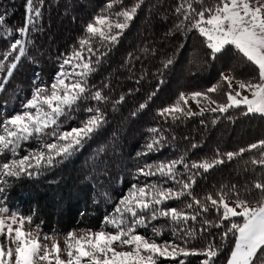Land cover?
Masks as SVG:
<instances>
[{
  "label": "trees",
  "instance_id": "obj_1",
  "mask_svg": "<svg viewBox=\"0 0 264 264\" xmlns=\"http://www.w3.org/2000/svg\"><path fill=\"white\" fill-rule=\"evenodd\" d=\"M217 2L200 0L195 6L211 7ZM135 4L140 7L117 43L105 45L98 37L91 41L95 55L89 58L96 70L88 78L89 87L93 92L101 91L106 99L81 103L70 119L65 122L61 118L62 130L79 126L86 118L84 109L96 104L105 114L104 126L79 151L54 167L31 176L8 178L5 192L0 194L6 196L11 210L31 216L28 224L35 228L39 225L37 229L42 234L62 235L74 229L101 228L104 217L113 213L116 202L136 183L137 168L145 164L181 156L188 163L211 162L218 158L217 150L221 154L237 152L264 139V116L245 115L244 107L232 108L223 115L205 111L203 116L180 120L159 115L160 109L176 103L181 92L204 91L212 85H218L212 98L225 102L228 89L221 81V73L227 72L237 82L256 76L254 66L235 49L228 47L216 59H211L204 39L197 32H177L174 25L178 17L174 10L178 0H143L142 3L141 0H115V3L113 0H42L41 16L29 26L25 55L0 90V120L22 110V103L30 97L36 83L53 82L63 57L78 50V41L87 36V23L94 22L99 14L123 22L116 13ZM26 9L27 0H0V16L4 17L0 27V59L17 38L16 29L25 26L29 15ZM9 29L11 36H7ZM96 57H100L99 64H95ZM168 60L172 63L165 68ZM6 75V67L0 68V79ZM121 97L124 99L119 102ZM141 104L145 107L141 108ZM152 128L164 130L165 145L159 152L138 158L137 154L145 152L146 144L152 140L149 131ZM39 147L35 140L21 142L16 158ZM254 157L259 158V150L245 152L232 161L225 157V163L207 173L199 170L201 174L193 185V195L203 199L208 194L214 198L224 194L225 200L235 202L233 193H237L256 206L257 201L264 199V193L253 185L264 183V166L253 165ZM12 158L11 153L0 155V161ZM179 171L183 172V168ZM188 202L190 197H182L180 201H168L166 206L190 214L197 211L187 209ZM204 218L218 222L214 210ZM186 224L195 233L188 238L187 247L198 250L206 247L211 237L202 235L200 218ZM175 229L169 218L159 217L137 231L155 242L185 246L173 236ZM106 230L112 231V228L107 226ZM208 231L215 234L217 245L222 244L224 249L230 247L229 241L220 240L223 229L209 228ZM225 255L227 252L215 264H225ZM201 259L189 256L185 264H201ZM159 261L173 262L164 258Z\"/></svg>",
  "mask_w": 264,
  "mask_h": 264
},
{
  "label": "snow or ice",
  "instance_id": "obj_2",
  "mask_svg": "<svg viewBox=\"0 0 264 264\" xmlns=\"http://www.w3.org/2000/svg\"><path fill=\"white\" fill-rule=\"evenodd\" d=\"M41 3L42 0H27L26 12L29 15L25 26L16 29L17 38L4 51L3 59H0V68L7 69V75L0 79V90H3L7 79L25 55L26 37L31 31L29 26L34 25L41 16ZM198 3L200 0H178L174 10L178 17V23L174 25L176 31L197 32L204 39L211 59H216L228 47L235 49L254 66L256 76L238 82V88H234V77L221 73V81L227 84L228 89L225 102L220 103L212 98L211 94L218 90V85H212L189 96L181 92L176 103L160 109L159 115L180 120L203 116L205 111L223 115L232 108L244 107L245 115L264 116V0H218L215 6L201 5L197 8L195 5ZM108 7L111 8L112 4ZM139 7L140 4H135L130 9L124 8L116 13L123 22L111 23L108 15L99 14L94 22L87 23V36L78 41V50L63 57L53 82L50 85L36 83L30 97L22 103V110L0 120V155L11 153L13 157L6 162L0 161V194L5 192L4 185H7L8 178L31 176L54 167L79 151L104 126L105 114L96 104L84 109L86 118L80 121L79 126L62 130L61 118L66 122L81 103L106 99L101 91L93 92L89 87L88 78L96 70L89 58L95 55L91 41L98 37L105 45L117 43ZM3 23L4 17L0 16V27ZM11 34V29L7 30V36ZM99 63L100 57H96L95 64ZM171 63L168 60L164 67L167 68ZM36 79L39 80V77ZM245 91L250 96L243 94ZM189 98L198 104L204 100L216 106L193 112L188 107ZM123 99L121 97L119 102ZM140 107L144 108L145 105L141 104ZM149 131L152 140L146 144L145 152L137 154L138 158L159 152L165 145L164 130L152 128ZM30 140H35L40 147L16 158L21 142ZM252 150H259V158H252L251 163L264 166V139H260L237 152L221 154L217 150L218 158L211 162L188 163L181 156L138 167L134 174L136 183L116 202L113 213L104 217L101 228L96 231L81 230L79 234L69 231L63 248L58 240L48 234L26 231L24 225L26 222L31 223L32 217L11 210L6 203V196L0 195V264H158L161 258L170 259L174 264L177 261L178 264H185L189 256L203 257L201 264H215L225 252V264H257L258 261L264 264V199L257 201L256 206H251L248 200L233 193L235 205L232 206L225 200L224 194L217 198L208 194L199 199L192 191L201 174L199 170L207 173L225 163V157L232 161ZM181 167L183 172L179 171ZM253 187L264 193V183L256 182ZM182 197H190L191 202L185 207L197 211L190 214L183 209L166 206L168 201H180ZM213 210L218 214L216 223L204 218ZM159 217L169 218L176 225L173 236L185 246L169 242L158 244L137 231L148 227L149 221ZM198 217L202 235L211 239L203 249H189L188 238L195 233L187 227L186 222H196ZM107 226L112 231L106 230ZM209 228L223 229L219 234L220 240L229 241L230 247L224 249L222 244L217 245L215 234L209 232ZM153 232L159 234L156 229ZM180 257L183 258L178 259Z\"/></svg>",
  "mask_w": 264,
  "mask_h": 264
},
{
  "label": "rangeland",
  "instance_id": "obj_3",
  "mask_svg": "<svg viewBox=\"0 0 264 264\" xmlns=\"http://www.w3.org/2000/svg\"><path fill=\"white\" fill-rule=\"evenodd\" d=\"M111 23H116L115 20L113 19H109ZM223 75L225 76H230L227 72H225ZM235 82V84H233V87L234 88H237L238 87V82L237 81H233ZM186 96H189V94H185ZM174 105V104H173ZM172 106V105H170ZM182 107H184V105L182 104L181 105ZM216 105H209L206 101L204 100H201L200 103L198 104L196 101L192 100L191 98L188 99V107L193 111V112H199L201 108H205L207 109L208 107H215ZM230 205L234 206L235 205V202L233 201H229V200H226ZM24 228L26 231H33V232H40L37 228L35 227H31L27 222L25 223L24 225ZM100 228L98 229H91L93 231H96V230H99ZM81 230H87V229H74V230H71V231H76L78 234L81 233ZM68 233V232H67ZM67 233L65 234H62V235H59V234H48L49 236L53 237L54 239L58 240L60 242V246L61 248L64 247V239L67 235ZM42 234V233H41ZM150 240V239H149ZM150 241H153V240H150ZM158 244H164V243H160V242H156ZM63 258H67L66 256H63ZM158 264H174V262H168V263H162L161 261H158ZM176 264H178V262H176Z\"/></svg>",
  "mask_w": 264,
  "mask_h": 264
},
{
  "label": "crops",
  "instance_id": "obj_4",
  "mask_svg": "<svg viewBox=\"0 0 264 264\" xmlns=\"http://www.w3.org/2000/svg\"><path fill=\"white\" fill-rule=\"evenodd\" d=\"M233 84H235V82H233ZM238 88V87H237ZM243 94H245V95H249L250 96V93H248V92H244Z\"/></svg>",
  "mask_w": 264,
  "mask_h": 264
}]
</instances>
